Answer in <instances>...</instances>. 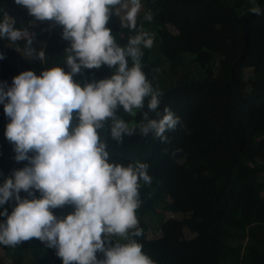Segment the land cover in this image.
Returning <instances> with one entry per match:
<instances>
[{
  "label": "trees",
  "instance_id": "trees-1",
  "mask_svg": "<svg viewBox=\"0 0 264 264\" xmlns=\"http://www.w3.org/2000/svg\"><path fill=\"white\" fill-rule=\"evenodd\" d=\"M256 4L264 8V0ZM252 6L249 0H145L152 19L138 13L137 26L153 37L152 46L142 48V70L161 92L158 107L168 106L179 123L165 133L164 142L135 132L117 144L108 135L107 121L97 131L111 161L148 165L151 182L140 181L136 209L142 235L134 238L156 264H264V15L252 14ZM4 13L16 28L31 31V47L43 49L44 60L26 54L24 39H0V81L10 85L24 70L39 74L55 65L68 70L63 60L69 42L62 39L61 26L35 20L13 0H0V18ZM106 26L121 46L134 34L115 16ZM111 72L106 65L82 68L73 79L83 85ZM141 111L130 115L118 107L116 113L135 123ZM4 122L8 118L0 104V137L13 149ZM0 157V182L27 164L8 160L5 153ZM14 204L2 207L10 212ZM52 211L59 216L72 206ZM164 211L184 217L164 219ZM151 214H158L153 228ZM186 227L196 235L186 238ZM150 228L161 234L148 237ZM97 258L103 254L97 252ZM6 259L10 264H61L55 250L37 238L15 247L0 245V264Z\"/></svg>",
  "mask_w": 264,
  "mask_h": 264
},
{
  "label": "clouds",
  "instance_id": "clouds-1",
  "mask_svg": "<svg viewBox=\"0 0 264 264\" xmlns=\"http://www.w3.org/2000/svg\"><path fill=\"white\" fill-rule=\"evenodd\" d=\"M13 3L35 20L61 26V37L69 42L63 60L68 70L59 65L39 74L24 70L10 85L0 81V104L8 118L4 135L13 146L14 160L27 161L0 182V217H4L0 220V245L15 247L37 238L55 250L61 264H156L134 238L142 235L136 209L141 203L140 181L151 182L148 165L111 161L108 145L97 131L107 121L108 135L117 144L135 132L164 142L165 133L179 123L168 106L158 107L161 92L142 70V48H150L153 37L137 26L141 0ZM249 3L252 14L264 15L256 0ZM112 16L119 19L120 27L134 33L123 46L115 42L106 26ZM144 19L150 21L151 14L146 13ZM14 24L4 13L0 39H24L26 54L35 53L43 63V49L31 47L33 37ZM101 65L112 69L109 77L83 85L73 79L82 68ZM118 107L130 115L142 110L141 119L126 122L117 115ZM22 191L27 195L22 197ZM10 201L15 204L8 212L2 206ZM66 204L72 211L59 216L52 211ZM167 212L178 213L164 211V219L178 218H166ZM97 252L103 258L98 259Z\"/></svg>",
  "mask_w": 264,
  "mask_h": 264
},
{
  "label": "rangeland",
  "instance_id": "rangeland-1",
  "mask_svg": "<svg viewBox=\"0 0 264 264\" xmlns=\"http://www.w3.org/2000/svg\"><path fill=\"white\" fill-rule=\"evenodd\" d=\"M140 12H143L144 14H146L145 0H141V10H140ZM172 30H175V29L172 28ZM28 33L31 34V31H28ZM153 51L156 53L155 46L153 47ZM245 71H246L247 74H249L252 70L247 68ZM6 123L7 122H4V127L6 126ZM0 153H5L6 158L8 160L9 159H14L15 153H14L13 149L10 146H6L5 145V141L1 137H0ZM263 195H264V191H263ZM168 217H178V218H182L183 217V214L180 213V212H178V213L167 212L166 218H168ZM149 222L151 224V228L155 227L157 225V222H158V214L157 215L151 214L149 216ZM160 234H161V232L155 233L153 230L148 231V237H156V236H158ZM194 235L195 234L191 233L188 230V228L185 229V236L187 238H190V237H192ZM4 261H6L7 264H10V261H8L7 259L4 260Z\"/></svg>",
  "mask_w": 264,
  "mask_h": 264
}]
</instances>
